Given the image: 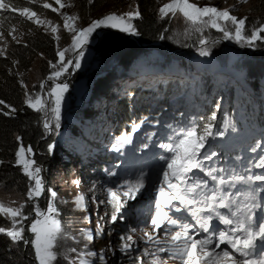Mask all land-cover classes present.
<instances>
[{"label":"rangeland","instance_id":"rangeland-1","mask_svg":"<svg viewBox=\"0 0 264 264\" xmlns=\"http://www.w3.org/2000/svg\"><path fill=\"white\" fill-rule=\"evenodd\" d=\"M119 2L120 0L105 3L99 12L89 16L85 26H79L76 23L75 26L77 28L87 27L93 20L100 19L109 13L115 12L123 14L134 11L137 8L135 3L136 0H121V3ZM169 2L170 0H159V8ZM190 2L195 3L199 7H217L221 10L230 8L231 14L235 15L237 18L247 17L242 31V35L245 37L250 36L252 31L264 22L260 16H257L248 9L250 0H248L247 3H244L243 0H190ZM62 3L65 4V7L57 12L58 15H60L61 18L63 14L74 15L71 6H69L70 0H62ZM55 8H59V5L56 4ZM37 15L42 20H51L42 13H37ZM161 18L167 19L170 23L166 30V39L170 44L166 45L164 43L166 46L158 49V52H156L157 54L154 53L156 50L147 49L148 54L155 55L138 56L130 62L121 60L123 63L121 62L122 64L118 69L111 72V76H107L103 86L96 92V95L94 94L95 97H92V88L97 75L96 73L102 62L104 48L107 44L102 45L100 49L98 46L102 43L105 35L109 32H118L136 39L138 37L137 34L122 32L117 28L101 27L92 34L82 49L65 52L64 62L71 60L72 64L68 66L67 71H64L59 78H47L41 81L39 80V73L36 68L33 70L26 84V90H28V94L31 95L33 100L39 96L41 102L46 105V108L40 111L42 113L43 128L46 121L51 125V130H46L44 128V141L51 139L48 142L47 151L42 152V150L39 149L35 150L30 146L32 148V153L25 154L26 158L36 161L35 166L41 168L39 176L42 178L45 190L38 198L29 200L27 197L28 188L30 184H34V181H30L28 178L25 190L23 187L21 188L20 185L13 183L7 184L4 181H0V201L10 207H18L19 204L24 203L25 207L23 212L27 215L28 219L23 221L22 226L25 229L24 235L29 240L31 237L34 239V234L30 231V225L36 218V214L33 210L34 207L38 206L41 210H46L49 200L52 199L47 190L52 189L57 193L53 203L59 212L56 218L61 221L64 230V238L60 241L61 246L57 251L58 253L66 254L68 259H65L64 255H58V259L54 264H69V260L71 264H80L81 260L85 261V264H152L155 259L152 253L155 252L157 245L147 242V238L144 236L142 230L146 228L149 232H152L150 219L155 212L158 199V188L163 183V176L159 178V184H157L158 180L149 184L148 179L153 171L139 172L134 174L131 178L130 174H125L127 167H124L123 164L132 155H141L147 151L148 148L145 147V145H139L140 141L143 142V140L147 139V142H150L158 138L157 141L163 139V143L166 140L174 143L176 138H165L168 136L155 135L154 130H160L158 126L159 123L154 122V120L152 122L148 114L141 116L139 119H134L129 130L125 128L121 133L116 134L115 129L119 123L120 116L118 105H120V100L130 92L129 87L131 85L138 87L135 83L137 80L142 79L144 82H149L147 84L142 83L144 87L148 85V87L151 89L154 88V91H157V87L162 83L165 84L166 82L171 85V81H168L167 77L169 79L171 78V80H183L180 88L171 87V91L174 89H178V91L172 94L171 99L164 104L158 102L159 97L157 94L149 95L146 99L139 97L141 93L139 89L136 92L135 100L139 97L140 102L148 101V104L157 101L159 105H162L156 112L157 115L167 114L171 119H175L176 122H182V119L178 121L177 117L195 119L204 115L206 117L205 121L207 122L197 131L203 134L205 126L211 125L210 131L212 135L207 138L205 147L208 142H212L211 144L213 147L219 148L220 151L217 158H220L222 156L220 152L223 148L218 143H227V145L232 146L233 140L231 136H229V131H231L230 126L218 129V132L213 133V129L217 128L215 124L218 122V119L219 121H223L224 125L228 121L231 122L232 117L228 114L231 109L241 111L242 108L234 104H231L229 108H227V106H224L225 108L223 107V96H220V94L223 93L221 89L224 88V86L219 83H224L226 81L224 74H235L238 72L240 75L242 73H248L249 71H258L257 74L248 78L247 81H254L256 77L264 75V64L260 67L253 68V70H243L238 69L242 66H236L235 63V61L251 59L256 60L258 65L262 64L264 62V52L261 53L260 49H264V46L260 44H264V38L258 39L249 45L246 40L237 42L234 37L235 26H233L231 22L225 23L223 21H218L227 30L233 32V38L228 39L224 37L223 32L211 27L210 24L203 22L192 24L179 12L175 15L169 13L167 16H161ZM135 19L136 18L131 21L133 25ZM203 20L207 21L208 17H204ZM0 21H3V29L8 48L12 42H15L11 39V36L8 35V31L11 30V27H8L1 18ZM62 22L64 27L63 18ZM34 25L45 30L44 25H37L35 23ZM52 25L58 26L54 21H52ZM52 25L47 26V31L52 32ZM15 26L18 28L15 34L17 35V39L21 41L24 28L18 24H15ZM64 31L65 33L63 36L60 35L59 28L57 33H55V35H59L60 37L58 40V48L60 50L65 48L71 49L72 36L74 35V33L65 28ZM261 36L264 37V33H262ZM201 40L206 41V43L201 44ZM170 46H176V48ZM3 47L4 42L0 41V48ZM202 48L207 49L209 55H200ZM81 50L84 55L80 58L81 66L77 69L74 65L78 58V51ZM112 52L118 53L120 51L114 48ZM59 61L60 57L55 64L53 72L60 70L61 63ZM121 67H125L126 70H123ZM190 69L192 70L190 71ZM157 75H161L164 79L152 80V77ZM75 76H77V78H75ZM208 77H210L212 86L218 89V91H215L212 87V90H210L209 87H205V81L202 79H206L209 83ZM197 80L198 82L193 83V81ZM42 83L44 85L43 88L40 87ZM62 83L68 84V90L64 93V99L60 109V127L57 129L56 121L51 112L52 107L55 106L54 97L51 96V90L56 84ZM138 85L140 86V83ZM164 86L165 85H163V87ZM225 89L228 90L227 87H225ZM210 92L211 95L214 96L213 101L208 103L204 108L199 106L196 111L191 112V107L198 106L199 100H204ZM116 94L119 96L114 103ZM240 98L242 100V97ZM261 100L263 99L261 98ZM246 103V105L252 108V114L261 117V119L263 118L264 111L262 112V110L264 108V101H256L254 96L249 94ZM130 107L133 109L136 107L133 101L130 103ZM208 108L211 109L209 112L206 111ZM213 113H215L214 120L212 119ZM106 118L108 121L104 122L103 119ZM145 118L147 119L145 120ZM114 119L115 122H112ZM142 120H144V123L141 125L139 131L133 135L132 142L121 146L119 151L113 150V145L117 143L116 138L130 133L133 125L140 123ZM231 128L233 127L231 126ZM153 133L154 135H152ZM219 133H223V135ZM17 137L20 139L18 140ZM97 138L104 142L100 143L98 147H96L98 141H94ZM91 142H94V145H90ZM49 145H52L51 151H49ZM21 146L25 149L29 147V145L22 143V138L17 132H13L2 149V153L6 155L4 159L0 158V161H2V163H0V168H3L0 173L3 174L4 170L12 165H18L16 162V152ZM253 149H255V151H253ZM244 153L245 158H240V160L245 159V161L232 164L229 167V176L264 174V168L257 166L260 162V157L264 156V140L261 141V139L256 137L251 149H244ZM37 154L44 157L47 156L50 161L44 164L36 158ZM102 157H110L111 161L104 163ZM137 159L132 160V162ZM211 161L212 159L203 162L205 168L217 169V174H222L219 171L220 168H218L219 160L215 163ZM221 166L226 167L227 165L224 164L219 167ZM71 168H73V170L70 174V171L68 173L67 169ZM20 169L24 173L22 165H20ZM156 171H160V169L158 168ZM111 173H115V175H111ZM141 176L144 177L145 186L136 193L134 198L129 199L128 196L124 195L128 189V182H135ZM224 176L226 177L227 175ZM195 177L207 179L209 181L208 188L204 191L211 194L214 182L211 181L210 178L205 177L202 172H199ZM75 181H79V186H77ZM150 187L156 189L149 195L148 192ZM108 188H113L117 192L119 199L124 202L121 213L123 218H118L114 223L111 222V215L114 211V207L113 203H109L110 197L107 191ZM226 189L228 190L225 186V190ZM243 189V192L256 189L257 201L264 206V184L261 182H254L246 184ZM231 191L233 193H238L239 189L234 190L231 188ZM78 194H83L85 196L86 210L78 209L73 203ZM145 198H147L149 208H146L143 215H139L135 207L138 202L144 201ZM233 199L242 202L243 197L234 195ZM13 201L16 203L13 204ZM100 201H103V203H99ZM181 213L186 215V217H176H182L184 222L191 223L194 226L195 231L190 234L196 235V232H199V235L196 237L198 239H202L210 234L204 233L199 229L197 221L193 219L189 211H182ZM207 214L208 213H202V215ZM3 215L9 222L8 227H5L8 229L11 227V218L6 216V214ZM256 216H264V212L257 209ZM98 224L101 234L95 235L98 230ZM20 226L21 225H17V227ZM132 229H135V231H132ZM222 229H225V226L220 224L217 219L213 218L210 231ZM88 231H91L95 236L91 243L83 238V233ZM127 235H132L136 243L131 249L121 251V245L124 242L121 240V237H126ZM153 235L154 237L158 236L161 240H170V234H165L163 230L159 233H153ZM225 247L227 246L221 245L222 249ZM72 248H76L77 252H71L70 250ZM145 249H148L149 254H145ZM90 252L96 253V256L88 255ZM101 253L104 255L103 261L99 259ZM156 255L160 257L159 264H164L165 261L166 264H183L180 258H169L167 252L157 253ZM137 257H140V260H137Z\"/></svg>","mask_w":264,"mask_h":264},{"label":"snow or ice","instance_id":"snow-or-ice-1","mask_svg":"<svg viewBox=\"0 0 264 264\" xmlns=\"http://www.w3.org/2000/svg\"><path fill=\"white\" fill-rule=\"evenodd\" d=\"M55 4L59 5V8L53 7L48 0H44L42 7L44 9H51L53 12H59L61 8L65 7L62 0H54ZM91 2V0H89ZM247 3L248 0H243ZM71 6V5H69ZM19 12L21 17L26 18L28 21H32L37 25H44L45 31L47 26L52 25L51 20H42L35 11L30 10L29 7L16 8L12 0H0V13L4 12ZM177 12L181 13L192 24L198 22L208 23L211 27L216 28L218 31L223 32L224 37L233 38V32L227 30L218 21L225 23L231 22L234 29V37L237 42L246 40L251 45L253 42L264 37L261 36L264 33V24L252 31L250 36L245 37L242 35V31L245 25L247 17L237 18L231 14L230 8L219 9L217 7H199L195 3H191L190 0H170L169 3H165L159 8L160 15L167 16L169 13L175 15ZM141 13L139 7L134 11H129L123 14L115 12L109 13L100 19L93 20L87 27L77 28L75 21L79 19L76 15L63 14L64 28L74 33L72 36L71 49L65 48L63 50L57 49V55L60 57L61 67L60 70L55 71L49 77V79L59 78L64 71H67L68 66L72 64L69 60L64 62L65 52L69 50L82 49L87 43L92 34L101 27L117 28L122 32H128L132 34L136 33V28L132 24L134 18H139ZM208 17L207 21L203 18ZM18 28L13 25L11 30L8 31V35L16 43L21 41L17 39L15 34ZM51 31L53 34L57 33L58 26L52 25ZM163 38V37H161ZM54 39L57 41L60 39L59 35H54ZM0 41L4 42V47L0 48V56H5L7 49V40L3 29V21H0ZM201 44H205L206 41L201 40ZM42 55V54H41ZM84 55L83 51H78V58L75 61V68H79L80 58ZM200 55L207 56L209 51L207 49H201ZM18 63L17 61L13 62ZM52 67V62L49 61ZM22 87L27 89V85L24 81H20ZM44 87L43 83L40 85ZM68 90V84H56L51 90V96L54 97V107L51 112L53 118L56 121V128L60 127V109L64 99V93ZM27 99L26 103L29 107L37 111H43L46 105L41 102V98L37 96L34 100L26 91ZM0 105L9 109L3 112V115L8 116L16 112V109L11 105L6 104L3 99H0ZM147 118H145L146 120ZM212 119H215V113L212 115ZM144 123L142 120L138 124H134L131 132L126 135H121L116 138L117 143L113 145V150L119 151L120 147L124 144L132 142L133 135L137 133ZM158 123V121H157ZM228 122L225 123V127H228ZM171 128V125H168ZM46 130H51L49 122L44 123ZM211 125H206L204 133L200 134L195 127L185 129L179 133H176V140L174 143H161L159 146L164 148L167 152L172 153L171 158L161 156V160L166 161V169L163 171V183L158 188V199L155 208L154 215L150 219L152 226V232H149L146 228L142 231L147 238V242L157 245L155 252L152 253L155 256L152 264H159L160 257L157 253H168L169 258H180L183 264H264V243L260 245L261 254L257 258L253 259L252 252L257 248V241L264 242V216L257 217L256 210L260 209L264 212V206L257 201L255 195L256 189H250L247 192L239 191L233 193L231 188L236 183L251 184L254 182H261L264 184V174L259 175H231L225 177L224 175L217 174V169L205 168L203 161H210L215 155V152L203 153L205 148V142L209 136L212 135L210 131ZM223 135V133H219ZM154 135V133L152 134ZM19 140L20 138L17 137ZM119 145V146H118ZM147 147V145H145ZM52 145H49V151H51ZM255 151V149H253ZM26 153L31 154L32 148L29 146L25 149L23 146L16 152L17 164L23 166V171L30 181H34V184H30L27 192L29 200L38 198L44 192V186L42 178L39 176L41 168L36 165L34 159L26 158ZM2 163V161H0ZM264 168V156L260 157V162L257 165ZM194 170H199L204 173L205 177L211 179L214 182V187L209 195L205 189L208 188L209 181L207 179H200L195 177ZM221 173L223 170H219ZM192 174V175H190ZM115 175V173H111ZM79 186V181H75ZM145 186L144 177L141 176L135 182H128V189L124 195L129 199L135 197ZM218 186V187H217ZM227 186L228 190H225ZM51 195L46 210H41L38 206L34 207L36 218L30 225V231L34 234V239L29 241L25 235V229L22 226L23 221L27 220V215L24 214V203L19 204L18 207L6 206V204L0 201V214H6L11 218V227L6 229L0 227V233L6 234L13 243L23 242L24 244L31 243L35 251V258L38 264H54L57 261L58 255H64L65 259H68L66 254L58 253L57 249L60 248V241L64 238V230L61 225V221L56 217L59 215L57 208L55 207L53 200L57 193L52 190H47ZM109 194V203H113L114 211L111 215V222H116L118 218L122 219L121 215L124 202L121 201L117 195V192L113 188L107 189ZM234 195L243 197L242 202L237 199H233ZM85 196L78 194L73 203L80 210H86ZM13 204L16 202L13 201ZM99 203H103L100 201ZM196 205H203L196 207ZM226 210V211H221ZM182 211H189L193 219H195L199 225V229L204 233H210L208 236L198 239L199 232L196 235H192L195 231L193 224L184 222L182 217H176L174 214ZM202 213H208L202 215ZM213 218L217 219L220 224L225 226V229L218 231H210ZM17 225H21L17 227ZM97 232L95 235H100L101 230L99 224L97 225ZM161 230L165 234H170V240H161L158 236L154 237L153 233H159ZM135 231V229H132ZM83 238L91 243L95 236L91 231L83 233ZM74 239V237H73ZM121 240L124 241L121 245V251H127L133 247L136 241L132 235L122 236ZM221 245L227 247L221 248ZM219 250V251H218ZM71 252H77L76 248H72ZM145 254L148 253V249H145ZM239 254L240 258H237ZM90 256H96V253H88ZM99 259L104 260L103 253L100 254ZM140 260V257H137ZM69 264L71 261L69 260ZM80 264H85V261L81 260ZM166 264V261L164 262Z\"/></svg>","mask_w":264,"mask_h":264},{"label":"trees","instance_id":"trees-1","mask_svg":"<svg viewBox=\"0 0 264 264\" xmlns=\"http://www.w3.org/2000/svg\"><path fill=\"white\" fill-rule=\"evenodd\" d=\"M110 1L117 0H91V2H89V0H70L72 13L79 17V19L76 20L75 23L79 26H85L87 24L89 16L99 12L101 7L105 3ZM12 2L16 8L29 7L30 10L35 11L36 13L44 14L46 17L57 23L60 35H64L65 31L62 18L60 17V15H58L57 12H53L51 9H44L42 7L44 0H12ZM48 2L51 3L53 7H55L56 4L53 0H48ZM119 3H121V0ZM135 3L136 6L139 7V11L141 13V16L139 18H136L134 21V26L136 28L138 38L146 43L160 41L162 43H165L166 45L170 44L166 39V30L170 23L167 19L161 18V15L159 13V0H136ZM248 9H250L251 12H253L257 16H260L264 20V0H250ZM0 18L1 20H4V23H6L8 27H12L13 25L18 24L19 26L24 28L21 42H12L7 48L5 56H0V99H3L6 104L11 105L16 109L15 113L8 116H5L3 115V112H0V158L4 159V156L6 154L4 155L2 153V149L8 142L13 132H17L21 136L23 144L29 145L35 150L39 149L42 150V152L47 151L48 142L51 139L44 141L45 130L42 124V113L40 111L32 109L25 102L27 99L25 93L26 91L28 93V90L21 86L20 81L22 80L25 84H27L33 70L36 68L39 73V80L42 81L50 77L51 73L54 70V67L49 64V61L52 62V65H55L59 59L57 55L58 41L54 39L55 34L36 27L33 22L28 21L24 17H21L18 11L0 13ZM110 38L112 39L111 42H113L115 39V43L120 42V44L126 45L125 49L128 50L124 51L120 55V58L125 62H130L132 59L138 56L141 57L143 55H155L148 54L147 48L143 51L133 52L134 50L139 48V46H137V44L133 40L129 39L125 35L114 34L110 32L105 35L102 43L98 46V48L100 49L102 45H106L108 41L110 42ZM260 45L264 46V44ZM170 47L176 48V46ZM260 52H264V49H260ZM14 61H17L18 63L14 64ZM235 63L236 66H242L238 69L243 70H253V68L260 67L264 64L263 62L262 64L258 65L256 60L251 59L235 61ZM121 68L123 70L125 69V67ZM191 70L192 69H190V71ZM248 73L254 75L257 74L258 71H249ZM75 78H77V76H75ZM160 78V75L155 77V79ZM99 79L101 80L102 77H100ZM202 80L205 81V87H209L210 90L213 89L210 77H208L209 83L206 81V79ZM99 83L100 82L98 80L97 84L95 82L96 88L95 85L93 87V91L95 88V92H93L95 93V95L103 84ZM244 83L248 86L246 89L247 94L256 93V89L258 88L260 90L259 94L261 96L259 95L257 97H254V99L256 101H264V90L262 89L264 88V75L256 77L254 81L246 80V82ZM163 85L165 86L163 87ZM168 85L169 84L166 82L165 84H160L157 87V91H154V88L151 89L150 87L143 88L141 90L140 86L137 85L138 87H136L131 85L129 87L130 92L120 100V105H118L120 116L119 123L115 129L116 134L121 133L125 128L126 130H129L134 119H139L145 114L149 115L151 121L159 120L162 122H171L174 124H178L177 127L184 130L195 126L197 130H200L202 125L207 122L205 121L206 117L204 115H202V117L200 118L195 119L184 117L179 118L176 116L177 120L179 121L180 119H182V122H176L175 119H171L167 114L157 115L156 112L161 108L160 106H162L159 105L158 102L162 104L168 102V100L171 99L172 94L178 91V89H174L173 91H171V87L180 88L182 86V81L181 83L171 81V85H169L170 87ZM138 89L141 92L139 97L146 99V97H148L149 95L157 94L159 97L158 102H150V104H148V101L140 102L139 97L137 98V100H135L136 92L138 91ZM228 91L231 90L229 89ZM118 96L119 95L116 94L114 103L117 101ZM228 96H231V94ZM92 97H95L94 94L92 95ZM213 98H211V100H213ZM261 98L263 100H261ZM132 101L136 105L134 109L130 107V103ZM207 104L208 103L204 105L201 104L199 106H202V108H204ZM246 104L241 111L231 109V111L228 113L232 117L231 122L228 121L231 130L229 131V136H231V139L233 140L232 144H234L236 148H241L242 146L248 148L249 146H251V141L254 140L257 135L259 136L260 134L264 133V124L260 125V121L262 120L261 117H257L256 115L252 114V108ZM199 106L193 108L191 112L196 111ZM0 109H3L4 111L9 110L3 105H0ZM210 110L211 109L208 108L206 111L209 112ZM263 111L264 108L262 112ZM215 125L217 126V128L213 129V133H216L218 132V129H222L225 127L224 122L219 121V119ZM231 126L233 128H231ZM251 126L254 127V129L249 130L251 129ZM173 132L177 131L175 130ZM90 145H94V142L90 143ZM36 158L42 161L44 164L50 161L47 156L44 157L40 154H37ZM102 159H104V163L111 161L110 157H102ZM1 170H3V168H0V171ZM72 170L73 168L67 169L68 173L70 171V174ZM126 173L127 171H125V174ZM0 181H4L7 184L13 183L20 185V187H23V189L25 190V187L28 183V177L21 171L20 165H12L8 169H5L3 174L0 173ZM8 224L9 222L7 218L3 214H0V227H8ZM32 239L33 237H31L29 241H31ZM0 264L38 263L36 261L35 251L31 243H13L6 234L0 233Z\"/></svg>","mask_w":264,"mask_h":264},{"label":"bare ground","instance_id":"bare-ground-1","mask_svg":"<svg viewBox=\"0 0 264 264\" xmlns=\"http://www.w3.org/2000/svg\"><path fill=\"white\" fill-rule=\"evenodd\" d=\"M138 51H140V49H136V50H134L133 52H138ZM122 60V59H121ZM225 76V82L224 83H219L220 85H222V86H224V88H222L221 90L223 91V93H221L220 94V96H223V107L224 106H227V108H229V106L231 105V104H234V105H237V106H239V107H241V108H244V105L246 104V101H247V98H248V95L249 94H247L246 93V89H247V85L244 83V82H246V80L248 79V78H250L251 76H253L251 73H242V74H240L239 75V73L237 72V73H235V74H224ZM158 76V75H157ZM155 77L156 76H154V77H152V80L153 79H155ZM160 77H161V75H160ZM162 78V77H161ZM162 79H164V78H162ZM106 80V79H105ZM167 80L168 81H175V82H177V83H181V81H183V80H181V81H178V80H174V79H172L171 80V78L169 79L168 77H167ZM100 81H102V80H100ZM196 82H198V80L197 81H193V83H196ZM140 83V88H141V90L143 89V88H147L148 87V85L146 86V87H144L143 85H142V83L144 84H147V83H149V82H144V81H142V79H139V80H137V82L135 83L136 85H138ZM214 85V84H213ZM139 86V85H138ZM141 86H143V87H141ZM213 87V89L215 90V91H218V89H215L214 88V86H212ZM220 87V86H219ZM225 87H227L228 88V90L230 89L231 91H228L227 89H225ZM263 90H264V88H262ZM257 91H256V93H252V94H250V95H252V96H254V97H257V96H259L260 94H259V89L257 88L256 89ZM188 92V91H187ZM226 94V95H225ZM231 94V96H228V95H230ZM237 96V97H236ZM261 96V95H260ZM214 96H212L211 95V92L209 93V95L204 99V100H199V104H198V106L199 105H204V104H206V103H210V102H212L213 100H211V98H213ZM240 97H242V100H241V98ZM236 102V103H235ZM129 103V102H128ZM175 107V106H174ZM195 107H197V106H193V107H191V109H193V108H195ZM225 108V107H224ZM138 109V108H137ZM134 112V111H133ZM98 113V112H97ZM96 114V113H95ZM110 116V115H109ZM104 120V122H107L108 121V119L106 118V119H103ZM112 122H115V119H114V121H112ZM111 122V123H112ZM110 123V124H111ZM110 124H109V126H110ZM261 124H264V116H263V118H262V120L260 121V125ZM109 128V127H108ZM251 129H249V130H252V129H254V127H250ZM94 141H98L97 142V144H96V147H98L99 146V144L100 143H104L102 140H100V139H95ZM92 143V142H91ZM90 150V149H89ZM76 152V151H75ZM134 152V151H133ZM138 154H134V155H132L127 161H125V163L123 164V166L124 167H127L128 168V166L132 163V160L135 158V156H137ZM139 158V157H138ZM100 160V159H99ZM126 168V169H127ZM109 169V168H108ZM149 208V204H148V201H147V198H145V200L144 201H142V202H138V204H137V206L135 207V210H136V212L139 214V215H143L144 213H145V211H146V208ZM254 259V258H253Z\"/></svg>","mask_w":264,"mask_h":264},{"label":"water","instance_id":"water-1","mask_svg":"<svg viewBox=\"0 0 264 264\" xmlns=\"http://www.w3.org/2000/svg\"><path fill=\"white\" fill-rule=\"evenodd\" d=\"M114 34L125 35L123 33H118V32L114 33ZM125 36H127L129 39L133 40L137 44V46H139L140 51L146 50V48H147V49L156 50L154 53L157 54L156 52H158V49H161L162 47L166 46L164 43H162L160 41H153V42L146 43V42L141 41V39H139L138 37L136 39H133L132 37H130L128 35H125ZM111 41H112V39L110 40V43H107V45L104 48V54L102 57V62H101V65L99 66L98 72L96 73L97 75H96L95 81H94L95 88H96V84H97L98 80L100 83L104 84L106 81L105 79H107V76L108 75L111 76V74H112L111 72L113 70H116L123 63L121 61L120 55L124 51L128 50V49H125L126 45L120 44V42L115 43L114 42L115 39L113 42H111ZM114 48L120 52H118V53L112 52ZM100 77H102V79H101L102 81H100V79H99ZM95 82H96V84H95ZM107 82H108V80H107ZM103 84H102V86H103ZM94 85H93V87H94ZM95 88H94V91L92 88V93L95 92ZM93 94H95V93H93Z\"/></svg>","mask_w":264,"mask_h":264}]
</instances>
